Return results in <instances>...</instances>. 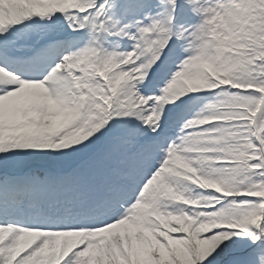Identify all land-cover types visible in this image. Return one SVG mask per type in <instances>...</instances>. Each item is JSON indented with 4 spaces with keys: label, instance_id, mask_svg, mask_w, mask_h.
<instances>
[{
    "label": "snow or ice",
    "instance_id": "6c2138e0",
    "mask_svg": "<svg viewBox=\"0 0 264 264\" xmlns=\"http://www.w3.org/2000/svg\"><path fill=\"white\" fill-rule=\"evenodd\" d=\"M0 264H264V0H0Z\"/></svg>",
    "mask_w": 264,
    "mask_h": 264
}]
</instances>
